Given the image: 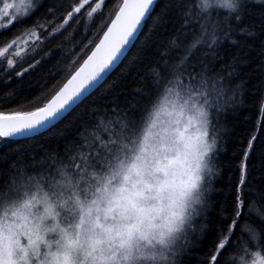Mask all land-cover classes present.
Wrapping results in <instances>:
<instances>
[{
	"label": "snow or ice",
	"instance_id": "6c2138e0",
	"mask_svg": "<svg viewBox=\"0 0 264 264\" xmlns=\"http://www.w3.org/2000/svg\"><path fill=\"white\" fill-rule=\"evenodd\" d=\"M245 3L176 0L171 7L181 19L180 29L154 45L156 58L138 73L143 87L134 89L131 98L117 96L112 107L93 110L62 150L43 154L40 149L37 157L35 150L16 149L0 156V264H188L185 257L211 231L196 218L208 211L211 180L218 174L213 155L219 134L226 131L221 116L244 103L247 82L233 78L246 61L237 54L225 63L219 49L225 39L239 43L233 32L259 34L255 26L237 27ZM153 4L123 0L94 50L43 107L0 111V138L26 137L58 120L121 59ZM42 7L41 0H0V30L24 23ZM83 7H74L64 22ZM100 7L97 3L91 12ZM260 16L264 29V12ZM39 26L26 29L27 35L38 39ZM18 45L13 39L0 48L9 66L15 64L10 55L23 53ZM259 55L264 57V43ZM258 68L264 75V59ZM254 87L264 101V81ZM14 99L6 95L8 103ZM253 141L259 137L247 141V149L255 153L259 147L264 156V142ZM248 150H242L245 158ZM239 171L231 224L217 229L198 264H237L226 255L230 248L242 252L239 264H264V217L258 226L247 220L240 224L250 207L241 186L250 181L243 163ZM237 229L256 243L238 238L233 245Z\"/></svg>",
	"mask_w": 264,
	"mask_h": 264
},
{
	"label": "trees",
	"instance_id": "16d2710c",
	"mask_svg": "<svg viewBox=\"0 0 264 264\" xmlns=\"http://www.w3.org/2000/svg\"><path fill=\"white\" fill-rule=\"evenodd\" d=\"M95 1L84 2L81 11L74 13L65 23V18L76 0H41L44 7L30 19L0 31L1 48L13 38L19 37L27 28L31 29L37 23L40 25L35 27V31L40 34L39 38L32 43L30 52L24 55L19 63L11 68L4 62L0 63V111L5 113L32 111L43 106L77 69L98 42L123 0H104L103 7L88 18L86 12L92 8ZM194 2L199 3V0ZM175 3L176 0H157L124 57L91 93L61 120L42 133L29 138H0V156L14 152L16 149H20L24 154H31L35 150L37 157L42 154L40 149H43V154L57 147L62 150L66 141L74 139L78 126L90 118L93 110L98 109L103 112L112 107L111 101L117 96L121 100L125 97L131 98L134 89L143 87L139 82L138 73H143L149 62L156 58L154 45L167 34L180 29L181 19L177 16L175 8L171 7ZM48 9H52V14L48 13ZM212 11L214 14L217 12L220 15L226 14L224 9ZM261 12H264V3L258 0H246L244 18L237 27L255 26L259 34L233 32L232 37L239 43H231L229 39H225L219 49L225 63L237 54L242 61H246L239 64V75L233 78L234 83L240 80L246 81V91L244 103L221 116L220 123L224 125L226 131L219 134L217 149L213 155L218 174L211 180L213 190L208 193L210 205L208 211L205 215L196 218L197 223L200 221L207 223L211 231L200 241L201 247H193L192 255L185 257L188 264H198V258L203 255L204 248L216 234L217 229L227 228L231 224L234 187L238 185L242 163L250 183L241 187L244 188L245 198L250 207L244 209L246 217L240 220V224L245 225L247 220L253 226H258L261 218L264 217V195H262L264 156H261L259 147L255 153L247 149V141L252 140L253 136L259 137V141H253L254 144L264 142V132L261 129V125L264 124V101L259 100L260 92L254 87L264 81V75L258 68L260 60L264 59L259 55L261 45L264 43V29L260 27ZM161 24L163 27L160 26ZM196 27L194 25L193 29L183 31H191ZM153 28L155 30L150 34ZM149 44L153 47H148ZM200 51L206 49L201 48ZM37 61H40V64L35 69L29 70L22 78L16 77L17 72H23ZM216 67L219 68L220 64L218 63ZM7 94L15 96L11 103L6 101ZM242 150L249 151L247 158L243 156ZM222 208L225 209L223 216ZM223 235L230 233L225 231ZM238 238L250 241V237L240 229H237L236 236L232 237L233 245ZM255 243L250 241V244ZM251 250L257 249L251 248ZM226 255L235 257L239 264L238 258L242 252L230 248Z\"/></svg>",
	"mask_w": 264,
	"mask_h": 264
},
{
	"label": "rangeland",
	"instance_id": "374dc122",
	"mask_svg": "<svg viewBox=\"0 0 264 264\" xmlns=\"http://www.w3.org/2000/svg\"><path fill=\"white\" fill-rule=\"evenodd\" d=\"M86 0H76V2L72 5V7H71V10L74 8V7H76V6H78V5H80L81 3H84ZM103 2H104V0H96L94 3H93V6H92V8L93 7H95L96 6V4L97 3H99V4H101V7L99 8V9H97L95 12H98L102 7H103ZM92 8H90V9H88L87 10V12H86V17H92V14H94L95 12H91V9ZM71 10H70V12H71ZM91 12V15H89V13ZM4 23L5 24H7V21L5 20L4 21ZM63 23H61V25H62ZM27 29H29V28H27ZM1 31V30H0ZM23 34V35H22ZM22 34H20V36L17 38V37H15V38H13V39H17L18 41H19V45L18 46H20V47H22L24 50H23V53H22V55L20 56V57H13V56H9V58L10 59H14L15 60V64L13 65V66H15L17 63H19L21 60H22V58H23V56L25 55H27L28 54V52H30V50H31V46H32V43L34 42V41H36L37 40V37H35V36H32V37H29L28 35H27V33H26V31L25 32H23ZM40 35V34H39ZM12 39V40H13ZM12 40H10L9 42H7L6 44H8V43H11L12 42ZM27 41V43H25ZM5 44V45H6ZM4 45V46H5ZM4 46H2V47H4ZM1 47V48H2ZM31 47V48H30ZM30 48V49H29ZM27 49V50H26ZM29 49V50H28ZM1 62H4V64H6L9 68H11V67H13V66H9L8 64H7V61L6 60H4L3 58H0V63Z\"/></svg>",
	"mask_w": 264,
	"mask_h": 264
},
{
	"label": "water",
	"instance_id": "95a60500",
	"mask_svg": "<svg viewBox=\"0 0 264 264\" xmlns=\"http://www.w3.org/2000/svg\"><path fill=\"white\" fill-rule=\"evenodd\" d=\"M90 1H91V0H86L85 3H88V2H90ZM156 1H157V0H154V4H155ZM122 2H123V1H122ZM122 2H121V4H122ZM121 4H120V5H121ZM154 4H153V6H154ZM118 10H119V8H118ZM118 10H117L116 12H118ZM115 14H116V13H115ZM114 18H115V15H114V17H113L112 19H114ZM145 19H146V18H145ZM111 21H112V20H111ZM111 21H110V23L108 24V26H110ZM143 22H144V21H143ZM143 22H142V23H143ZM108 26H107V27H108ZM105 31H107V28L105 29ZM103 33H104V32H103ZM138 33H139V32H138ZM138 33L136 34V37H137ZM102 37H103V34L101 35L100 39H102ZM136 37H135V38H136ZM100 39H99V40H100ZM99 40H98L97 43H99ZM134 40H135V39H134ZM134 40H133V41H134ZM133 41H132V43H133ZM97 43H96V44H97ZM132 43H131V44H132ZM96 44H95V45H96ZM131 44L128 46V48H127V50L125 51L124 55H125L126 52L128 51V49H129V47L131 46ZM94 48H95V46L91 49V51H90V52L87 54V56L83 59V61L81 62V64H83L84 60L87 59V57L91 54V52L94 50ZM124 55L121 57V59L124 57ZM121 59H120V60H121ZM120 60L117 61L114 65H112L111 68H110L106 73L103 74V79H101V80H100L98 83H96L93 87L89 88L88 92L85 93V95H84L83 97H81L80 100H78L74 105H72L71 108H69L66 112H64V114H63L58 120L53 121L51 125L46 126V127H44V128H40L36 133L30 134L29 136H26V137L16 136V137H10L9 139L29 138V137L35 136V135H37V134H39V133H42L43 131H45V130H47L48 128H50L52 125L56 124V123H57L59 120H61V119H62V118H63V117H64V116H65V115H66V114L72 109V108H74V107H75V106H76V105H77V104H78L83 98H85L89 93H91V92H92V91H93V90H94V89H95V88H96V87H97V86H98V85H99V84H100V83L106 78V76H107V75L111 72V70H112V69H113V68H114V67L120 62ZM81 64H80V65H81ZM80 65L77 67V69L80 67ZM74 72H75V71H74ZM74 72H72V74H74ZM72 74H71V75H72ZM71 75H70V76L67 78V80L62 84L61 87H63V85H64L65 83H67L68 79L71 78ZM61 87H60V88H61ZM60 88H59V89H60ZM59 89H58L56 92H58ZM55 94H56V93H55ZM55 94H54V95H55ZM54 95H53V96H54ZM51 98H52V97H51ZM51 98H50V99H51ZM50 99H49V100H50ZM49 100H48V101H49ZM48 101H47V102H48ZM47 102H46V103H47ZM46 103H45V104H46ZM45 104H44V105H45ZM44 105H43V106H44ZM43 106H41V107H43Z\"/></svg>",
	"mask_w": 264,
	"mask_h": 264
}]
</instances>
